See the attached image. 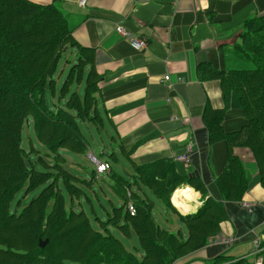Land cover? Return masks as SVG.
I'll use <instances>...</instances> for the list:
<instances>
[{"label": "trees", "instance_id": "1", "mask_svg": "<svg viewBox=\"0 0 264 264\" xmlns=\"http://www.w3.org/2000/svg\"><path fill=\"white\" fill-rule=\"evenodd\" d=\"M243 27L250 29L248 23ZM71 32L68 17L55 3L0 0V264H173L211 242L224 218L223 206L206 199L196 212L179 214L170 196L189 179L176 172L170 159L132 165V179L107 172L120 203L102 218L90 219L83 207L74 206L87 194L84 181L67 168L66 155L87 152L80 124H97L100 98L91 59L65 56L68 47L75 46ZM225 73L219 75L224 108H240L247 123L222 133L223 110L207 113L205 122L211 141L224 139L230 145L218 185L223 200L238 202L249 187L247 174H226L237 140L252 152L264 188V65L239 72L230 82ZM28 123L34 139L23 145ZM132 185L149 191L164 211L177 212L185 231L157 222L154 199L142 198ZM20 192L27 202L18 207L15 197ZM129 201L133 216L126 209ZM112 228L136 244L125 245ZM44 239L48 242L40 248L38 242ZM254 257L264 264V238ZM210 264L250 263L246 257L220 254Z\"/></svg>", "mask_w": 264, "mask_h": 264}, {"label": "crops", "instance_id": "2", "mask_svg": "<svg viewBox=\"0 0 264 264\" xmlns=\"http://www.w3.org/2000/svg\"><path fill=\"white\" fill-rule=\"evenodd\" d=\"M28 1L55 3L63 9L75 43L65 56L72 59L82 54L91 59L98 76L99 121L80 124L88 142L87 152L66 155L67 168L84 181L87 199L81 203L86 214L95 219L98 215L93 207H97L102 218L110 213L112 205L120 203L108 173L100 176L95 172L93 157L110 165L109 158L115 157V163L123 159L119 164L122 173L112 167L108 172L127 179H132V165L170 159L176 172L189 179L170 196L179 214L196 212L206 199L221 203L224 209L213 241L173 264H210L220 254L246 257L250 264L255 263L254 241L264 238V188L250 153L234 148L246 162L249 187L240 201L223 200L218 179L228 166L230 145L224 139L211 141L205 120L207 113L223 110L224 134L238 131L247 123L240 108H224L219 75L226 68L225 44L232 34L253 16L264 22V0H86L83 5L79 0ZM117 25L144 38L145 47L133 49L116 33ZM164 75H169V81H163ZM76 89L80 92L81 86ZM108 149L110 152H105ZM185 153L188 163L172 158ZM92 174L94 180L89 183ZM131 189L142 198L152 197L145 188L139 190L132 185ZM154 201L157 222L184 232L177 212L169 214ZM242 203L251 206L246 208ZM93 224L98 227L96 221ZM112 231L125 245L136 244L133 237L126 239L118 229ZM222 238L233 241L222 243Z\"/></svg>", "mask_w": 264, "mask_h": 264}, {"label": "rangeland", "instance_id": "3", "mask_svg": "<svg viewBox=\"0 0 264 264\" xmlns=\"http://www.w3.org/2000/svg\"><path fill=\"white\" fill-rule=\"evenodd\" d=\"M248 20H245L243 25L248 23V26L250 27V29L245 28L242 25V27L238 29V31H235L232 34V37L229 38V40L227 41V44H225L226 45L225 51L227 55V62H226V68H225V72H226L225 79L228 82L234 81V79H236L235 74H238L239 72L247 73V71L252 69L254 66L264 65V37H263L264 36V25L263 27L262 25H260L261 21L259 20L257 16H253L249 18ZM32 127L33 126L31 123H28V125L27 124L24 125L23 132H22L23 145L27 144L26 140H29L30 137L34 139ZM245 138L246 136H244V139ZM238 142L239 140H237L236 143L234 142V147H232L233 157L230 160L231 165L226 174L228 176L231 173H233L232 175L237 177L240 173L244 172L247 174L246 175L247 179H249L250 181V177L248 175L247 168H246V162L243 161L240 158V156L234 152V148L246 149L250 153L252 162L254 163L257 171H258V166L255 162L254 156L252 152L250 151V149L247 147H244L242 144H239ZM105 152L109 153L110 150L108 149ZM94 155L97 156L96 153H94ZM90 159L92 158L90 157ZM109 159L112 162L111 167L115 169L117 172L122 173V169L120 168L119 164H121V162H123L124 160L119 159V161L115 163V161L112 158H109ZM102 175L103 174H100V176ZM37 190L38 189H35L34 193H36ZM22 194L23 193L20 192L15 197V202L17 200L20 201L19 204L17 205L18 207L27 202V201L24 202V199H21ZM63 195H66L65 189L63 191ZM74 206L82 208L83 204L82 203L78 204L76 202L74 203ZM93 208L95 209V214L100 216L99 209L97 207H93ZM85 209L86 211H90L91 207L85 204ZM88 217L90 219H93L91 215H88ZM131 244H132L131 242L128 243V245H131Z\"/></svg>", "mask_w": 264, "mask_h": 264}, {"label": "built area", "instance_id": "4", "mask_svg": "<svg viewBox=\"0 0 264 264\" xmlns=\"http://www.w3.org/2000/svg\"><path fill=\"white\" fill-rule=\"evenodd\" d=\"M85 2H86V0H79L80 5L85 4ZM115 31L120 36H122L125 40H127L129 45L135 50H141L146 45V40L144 38L133 35L130 31L125 29L122 25H117L115 27ZM163 81H169V75H164ZM172 158L174 161H182L184 163H188V161H189V156L186 153L181 154V155H176ZM92 163H93L95 172L97 174L107 173L110 170V162L107 160H102V159H98V158L93 157ZM242 205L246 208H249L251 206L250 203H242ZM127 211L129 213V215H131V216H133L135 214V208L131 202H128V204H127ZM212 241L213 240H211V242ZM232 241H233V239H231V238H222L221 239V242L226 243V244H230ZM258 243H259L258 239L254 241V245H253V247H254L253 252L254 253H256L258 250ZM253 264H261L260 259H256L255 263H253Z\"/></svg>", "mask_w": 264, "mask_h": 264}, {"label": "water", "instance_id": "5", "mask_svg": "<svg viewBox=\"0 0 264 264\" xmlns=\"http://www.w3.org/2000/svg\"><path fill=\"white\" fill-rule=\"evenodd\" d=\"M47 242H48V239L39 240V242H38V246H39L40 248H42V247H44V246L47 244Z\"/></svg>", "mask_w": 264, "mask_h": 264}]
</instances>
